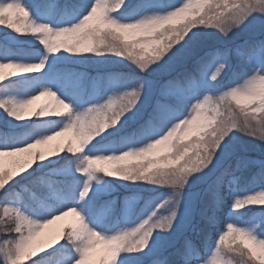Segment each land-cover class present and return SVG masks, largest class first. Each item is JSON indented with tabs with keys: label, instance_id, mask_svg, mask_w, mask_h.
<instances>
[{
	"label": "snow or ice",
	"instance_id": "1",
	"mask_svg": "<svg viewBox=\"0 0 264 264\" xmlns=\"http://www.w3.org/2000/svg\"><path fill=\"white\" fill-rule=\"evenodd\" d=\"M214 2L215 0H197L195 7L192 0H189L182 7L169 4L163 13L166 15L154 26L144 24L133 29H117L116 31L120 35L111 37L118 41L121 50L117 52L109 49V53L130 59L142 73L145 71L159 73L158 78L149 81L137 80L134 85L127 87L118 96L108 97L110 105L122 102L123 114L120 115L118 120V122H123L122 127H134L135 129L131 135L125 137L119 151L124 152V149L128 148H141L135 147L141 144L148 145L147 148H142L143 154L136 157L138 160L147 162L143 173L140 177L135 178L136 180L148 182L156 180L155 184L163 186L168 185L167 180L172 177L171 182L173 184L180 185L184 183L185 176L181 174L183 169L180 166L189 158L190 147L189 144L180 143V141L187 139V134L179 136V132L182 126H191L195 120L199 119L201 112L206 111L208 113L206 119L210 130L198 133L197 139L191 147L197 150L203 140H206L209 135H215L213 142L215 152L209 153L211 162L208 163V166L218 162V153L223 150L234 132H240L253 138L258 137L260 140L264 139V38L248 41L234 50L233 54L236 57L248 62L247 71L243 73L234 71L225 84H221L220 81L227 70L229 53L217 50L207 56L195 59L196 54L190 47V41L196 35L193 29L199 31L203 28H215L222 33H229L253 17L264 19V0H222V4H216V7L221 8V11L213 14L204 12L201 4ZM157 4L158 0H138L136 5L129 7L126 0H120L118 4L115 0H81V4L76 11L77 19L75 22L70 26L53 28L49 23L33 21L31 13L20 0H0V25L7 23L8 28L22 34L24 30L17 24V18L19 17L20 20L25 21L26 29L30 30L31 35L38 36L39 43L44 48V55L38 61L26 62L4 58L0 59V67L10 65L24 75L39 73L45 68L48 56L57 53L61 49L71 54L94 53L91 48L83 45L69 49L67 44L60 43V41L56 42L53 38L62 36L61 30L75 31L79 27L94 25H98L100 29L111 28L110 13H120L121 9L126 11L121 13L120 19H115L121 24H129L148 16V12L158 13L156 8L153 7ZM113 7H118L119 10L112 11ZM86 17L88 18L87 22L82 24L81 22ZM165 28L168 29L167 32H164ZM157 33H163V35H157ZM50 40L52 43H49ZM8 55L11 54L6 52L5 56ZM187 64H191V67H185L182 71H177L179 66ZM173 72H176V74L171 75ZM245 76L248 78L243 85L231 86ZM2 79L3 77H0V80ZM225 88L228 90L221 91ZM38 93L47 96L55 94L56 103L62 106L68 116L66 131L72 130L74 121L81 120L87 115L86 112L73 114L71 104L59 98L57 93L48 87H42ZM206 93H212L213 95H207ZM216 93L220 94L216 96ZM35 94L29 97L34 99ZM201 96L203 99L200 98ZM229 100L235 101L240 106L239 115L235 114L230 106L225 107L226 102ZM61 101L63 103H60ZM193 101L195 103H192ZM30 102L29 99H17L9 96L0 98V108H4L8 117L21 121L24 109ZM9 104H11L10 107ZM65 105L70 106V110ZM99 105H92L87 109ZM188 106H191L192 111L196 112V116H193L191 120L184 118V112ZM249 108L251 109L250 112L248 111ZM257 112L261 113L259 117L255 115ZM37 113L34 114L36 117H48V115H38ZM5 123L9 130L0 131V149L4 150L0 151V194L7 196L10 195L11 184H8V181L12 179V173L4 170L3 158L6 155L11 156L18 152H28V149H30L28 145L32 144L34 140L57 131V128L47 129L46 132L30 128L24 134L17 135L12 131L17 125L11 124V120ZM106 130L87 145H91V147L87 150L85 147L83 152L75 155L80 157L92 156L88 152L92 151L94 142L96 139L102 138ZM67 153L73 155L70 151H67ZM28 155L32 157L31 152H28ZM39 159L43 161L44 157L41 156ZM181 161L183 162L181 163ZM204 162L207 163V160ZM31 163V159L25 160L23 163L17 162L16 167L23 170L25 164L31 165ZM42 163H37L31 170L38 169ZM86 165L87 162H85L83 168L77 166V172L83 173L87 177L78 193L77 186L69 185L61 193L55 187V183H51L48 188L49 196H58L60 202L53 206L42 204L43 210L40 212L42 216L40 222H51L49 217H57V213L66 215L65 209L76 216L79 214L83 218L85 228L82 234L73 238L68 231L63 237L67 244H70L71 241V244L74 245V256L69 264H85L89 252L97 243L105 245L106 259H103L101 264H169L168 257L163 255L164 249L169 246V242L161 239L153 230L158 229L160 233L166 234L169 230L162 231L161 228L167 227L168 223L171 224L170 229L173 228V222L177 219V209L181 204V200L179 199L175 210L171 209L169 211L171 212V219H168L167 215L159 216L155 222L150 223L153 217L158 216L157 211L153 210L149 213L148 218L141 220L135 228L107 235L103 231L97 230L94 221L91 223L86 222L85 217L78 210L80 205L77 203V195L79 200H84L91 187L89 184L90 170ZM178 169L179 171H175ZM104 171L108 172V169L105 168ZM147 173H151V175H145ZM112 175L114 174L109 172V177ZM225 175H227V170L217 176L214 184L210 186L214 202L219 199ZM37 178L39 179V177ZM260 194H264V192ZM248 198L254 199L255 197L247 196L245 199ZM239 200L241 199L236 198L233 205L238 204ZM167 204L168 200H165L162 204L156 205V208L164 207ZM4 205V216L12 219L11 213H15V228L12 231L18 235L12 239L0 241V257L3 258V264H23L28 257L35 256L37 250L33 247L34 237L29 239L25 235L22 225L30 223L32 220H38L30 219L31 216L26 209L10 208L7 206V202ZM239 209L241 208L233 207V210L238 211ZM0 219H3V217H0ZM88 219L91 220V216ZM208 219L210 222H214L212 217ZM261 222L264 223V220ZM229 225L232 227L230 228ZM226 227L227 232L220 234L216 240L215 251L210 260L200 261L198 250L190 241L185 240L177 250L182 264H197L198 261L199 264H233L232 259L223 258L226 254L221 247L226 241L224 237L233 229L243 230L256 243L264 242V239H258V235L255 234V221L248 227H236L234 222L227 223ZM90 233L96 234L97 242L93 243L89 238ZM113 239L121 241L118 256L107 244ZM248 245L245 244V247H248ZM137 250L139 251L138 255H121V253H132ZM230 251L238 254L239 258L236 259L235 264H255V261L258 260L251 247L247 251L238 247L231 248ZM31 264H40V261L32 260Z\"/></svg>",
	"mask_w": 264,
	"mask_h": 264
},
{
	"label": "rangeland",
	"instance_id": "2",
	"mask_svg": "<svg viewBox=\"0 0 264 264\" xmlns=\"http://www.w3.org/2000/svg\"><path fill=\"white\" fill-rule=\"evenodd\" d=\"M36 1L38 2L37 12L34 13L32 11L33 7H36ZM63 0H20V2L29 10L31 13V19L37 23L45 22L49 23L53 28L70 26L75 22L76 19H68L65 15H58L59 9L61 7V3ZM67 1V0H66ZM130 2L132 0H126ZM161 0H158L160 3ZM189 0H171L166 6L159 7L158 4L153 6L156 8L158 13L163 14L165 9L169 4H173L176 7H182L184 4L188 3ZM193 6L195 7L197 4V0H192ZM138 3L136 0L135 4ZM222 4V0H215L214 3H202L201 7L204 9V12H208L209 14H213L214 12L221 11V8L216 7V4ZM133 5V6H134ZM122 10V9H121ZM124 13V12H123ZM151 14V12H148ZM204 14L203 12L201 13ZM111 17L116 19L121 18L120 15L110 14ZM20 25H23L22 29L24 30L22 34H18L14 29H10L7 26V23L0 25V59L10 58L17 59L26 62L38 61L44 55V48L37 55L33 57H22L30 54L32 52V48L35 44L39 43L38 36H32L30 30L26 29L25 21L21 20ZM18 25V26H20ZM203 28V26H201ZM193 32L196 33L190 41V47L193 49L195 55V59H198L203 56H207L210 52L215 51V49L223 48L221 51H226L229 53V57H235L236 63L231 67L227 66V70L223 74L224 77H231L234 71L238 72H246L247 64L245 60L236 57L233 52L236 48L244 45L246 42L254 40L256 38H264V19L260 17H253L248 20L245 24L238 28H234L229 32V36L224 38L223 35L218 29L215 28H203L197 31L193 29ZM56 42L60 40L67 39L68 43L72 42L71 38H66L64 36H60L58 38H53ZM8 44H13L17 47V50L23 52L21 56L18 55H8L5 56V53L9 51V48L6 47ZM76 54L68 53L66 50H59L55 54H50L45 64V68L40 72L44 77L48 78L47 82L38 88L32 90L27 94H18L10 91V89L3 88V93L0 95V98L4 97H16L25 98V99H33L29 96L35 94V98L33 102L28 104L25 109H28V116L21 122L14 123V119L12 117H8L4 111V108H0V123L6 126V121L11 120V124L17 125V127H21L33 120H49L57 118L56 120H60V117H56V115H48V117H36L34 114L39 111V109L48 105L49 109L55 108L56 112L64 113V109L61 105L57 104L56 101L47 95H40L38 91L42 87H48L51 90L55 91L59 98L64 99L65 102H69L73 109V114L83 112L88 107L92 105H99L105 102L109 96H116V92L118 95L123 93L127 87L134 85L137 80H145L149 81L153 78H158V72H141L139 68L129 59V62L126 61V58L115 55L109 52H103L102 54H93L90 57L91 65L93 67L92 70L77 68L71 71L65 70L67 66H59L54 68L52 71H48L49 67L54 66L57 62H55L56 58H59L60 61L66 63L74 59L77 64H89L86 62L84 57L75 58ZM60 61L58 63H60ZM187 65H181L178 67L177 71H182ZM74 66V65H69ZM124 68H127L124 70ZM39 71V70H37ZM176 72L171 73L175 74ZM109 74H113L114 78L109 77ZM230 74V75H229ZM22 75V76H21ZM29 74H22L18 69L5 65L4 67H0V77L3 79L6 78H18L25 77ZM127 78L123 82V80ZM222 78V79H223ZM228 78V79H229ZM248 77H243L233 83L232 87H237L243 85L244 81ZM2 79V80H3ZM0 80V82L2 81ZM64 82L65 84H62ZM222 81H220L221 83ZM66 87L76 89L79 92V103H81L84 94L88 95L85 103L81 107H77L74 101L69 97L68 91ZM119 89V91L117 90ZM228 89H222L221 91H227ZM101 94L100 97L98 95ZM207 95H212L211 93H206ZM220 93H218L219 95ZM117 95V96H118ZM217 95V96H218ZM203 99V97H200ZM192 103H195L193 101ZM235 105V106H234ZM9 107L11 104L8 105ZM230 106L231 109L234 110L236 107L239 112L240 106L236 104L235 101L229 100L226 102L225 107ZM208 107L207 105L205 106ZM250 112L251 109L249 108ZM239 115V113H237ZM257 117L261 115L260 112L255 113ZM193 116H196V112H193L191 106H188L186 111L184 112V118L189 120L192 119ZM208 113L201 112L200 118L195 120L191 126H182V129L179 132V136H184L187 134V139L180 141V143L189 144L190 151L189 156L195 151V148L191 147L192 144L197 139L198 133L209 131V127L207 124ZM68 122V116L61 121L60 125L57 127V131L62 127L64 123ZM178 122V121H177ZM122 121L118 122L117 125L110 127L106 130L104 135H110V145L115 147H109L112 149L107 150H97V147H94L92 151L88 152L89 155H108L115 154L118 155L120 153L119 149L121 144L125 139L126 133L124 132L128 127H122ZM7 127V126H6ZM16 127V128H17ZM0 131H2L0 129ZM73 139L72 130H67L62 132L60 135L53 137L51 140L47 141L41 145H34L32 148L28 149V152L32 153V157H29L28 152H18L14 153L11 156L6 155L3 160V168L5 171H10L12 173V179L8 181V184H11L10 188H12L13 184L16 182L18 177L22 175H27L29 173L39 171L42 175V183L44 186V198L42 196L34 195V193L27 189L25 186H22L19 189L12 188L10 195L5 196L0 194V211L1 217L9 218L8 216H4L3 207L4 203H8V207H19L22 210H28V214L31 216L30 219H36L38 221L42 220V216L40 212L42 209V204L52 206L54 204H58L60 202L58 196H49L48 188L51 183H55V187H57L62 193L64 188L69 185L77 186V193L82 188L83 181L87 178L83 173L77 172L78 158L79 155L73 156L68 153V159H65L64 162L58 163L59 157L67 153L66 147L68 142ZM144 145H137L135 147H142ZM258 147L264 150V142H262L258 137L253 138L244 135L240 132H234L227 141V144L224 146L223 150L218 153V162L216 164H210L208 167L204 168L202 172H197L188 178V182L185 185L182 195H181V204L177 209L178 216L177 219L174 220L173 228L169 229V232L164 234L160 233V230L154 229V233L158 234L161 239H165L169 242V246L164 249L163 255L167 256L169 259V253L171 249H174L179 240L183 237L184 233L190 227L199 195L202 189L209 183V181L215 176H219L224 171H219L222 167L230 166L233 164L231 160V156L237 154L238 152H242L243 154L249 152V147ZM26 147V146H25ZM91 145L86 146V150ZM126 150V149H124ZM0 151H4L0 149ZM10 151V150H9ZM42 153L44 159L41 161L36 157V153ZM151 158V157H149ZM31 159V165L25 164L23 170L16 167L17 162L23 163L25 160ZM248 161H253L251 158H247ZM43 162V163H42ZM136 158H126L122 163L132 164L137 163ZM140 163H144V160H139ZM183 161H181L182 163ZM37 163H42L41 166L36 170H31L32 167H35ZM61 167V168H60ZM104 167H109L108 165H104ZM24 177V176H23ZM224 183L229 185L230 181H235V175L233 173V169H229L227 171V175H225ZM90 184V192L85 197L84 200H79L77 195V203L80 205L78 208L81 211V214L85 217L86 222L91 223L95 222L97 225V230L103 231L107 235L115 234L121 230H131L135 228L143 219H147L149 213L153 210H156L158 213L157 217H153L150 223L155 222L159 216L168 215L171 210V201L169 200L171 194V186L169 185H157L153 182H148L145 180H136L129 181L123 179H117L114 177H110V181L103 180L100 183H96L95 179L89 181ZM120 186L121 190H126L122 196L124 199H121V202L114 200L113 196H109L107 194H111L113 191H119L117 187ZM7 187V185H6ZM152 188V189H151ZM160 189V190H156ZM264 192V184H260L250 189L248 192L244 194H239L233 187L230 188V196H231V205L227 212L225 221L223 225L216 230V236L213 240L212 246L208 254L204 257L203 260H210L213 252L215 251L216 240L220 234L227 232V223L234 222L236 227H248L253 221H255L256 228L255 234L258 235V239H264V223L261 221L264 220V205L259 203H250L245 204L243 208L238 211L233 210V202L236 198L245 199L247 196L257 197L260 193ZM23 193V194H22ZM107 195V196H105ZM102 198V208L98 211L96 208H93L95 200ZM144 199L143 205L144 207L148 205V203H152L149 207L148 211L136 221L134 225H128L130 220L129 216L133 215L134 207L132 208V204L135 205L137 199ZM168 200V204L161 208H156V205L162 204L163 201ZM90 201V202H86ZM121 205V206H120ZM120 206V207H119ZM119 207V208H118ZM118 208V210H117ZM66 215H61L57 213V219H53L49 217L51 222H56L57 234L53 236L51 231L47 234V236L41 237L38 236L36 240L33 242V247L37 250V255H43L45 253L51 252L53 250H58V254L52 259V261L47 262V264H69L70 260L74 256V245L67 244L64 241L63 237L70 230V227L74 225L78 217L65 209ZM27 214V213H26ZM115 215H119L120 222L115 223L111 226V230H105L108 225L104 224V220L107 218H112ZM89 216H91V220H89ZM11 217L14 223L15 213H11ZM136 217H133V219ZM43 221H41L42 223ZM15 227V224H14ZM109 229V228H106ZM40 231V230H39ZM15 233V232H14ZM18 234L15 233V236L5 235L0 237V241L4 239H12L16 237ZM25 235L27 232L25 231ZM59 243V244H58ZM57 244V245H56ZM63 245V247H62ZM52 247V248H51ZM224 253L226 254L224 259H232L233 264H235L236 259H238V254L230 251L231 248H241L245 251L251 247H245V243L240 242L239 240H230L226 239L223 245H221ZM63 249L66 251L64 252ZM105 245L102 243H97L94 248L89 252L88 258L85 261V264H101L103 259H106V253L104 251ZM138 255L139 251H134L132 253H121V255ZM258 255V249L256 252ZM34 256L28 257L25 261L33 258ZM3 260V258L1 257ZM25 261L23 264H26ZM3 262V261H2ZM259 263V261H255ZM199 264V261L197 262Z\"/></svg>",
	"mask_w": 264,
	"mask_h": 264
},
{
	"label": "clouds",
	"instance_id": "3",
	"mask_svg": "<svg viewBox=\"0 0 264 264\" xmlns=\"http://www.w3.org/2000/svg\"><path fill=\"white\" fill-rule=\"evenodd\" d=\"M118 4L120 0H115ZM118 7H113L112 11H118ZM91 15V14H90ZM166 14L160 13H151L146 17H142L137 21H133L129 24H121L114 17H110L112 20V27L107 29H100L98 25L88 26V27H79L78 30H61L62 36L66 38H71L72 42L68 43L67 39L60 40V43H64L68 45L69 49H74L78 46L83 45L84 47L91 48L95 54H102L103 52H108L109 49H113L114 51L119 52L121 50L120 44L116 39L111 37H118L120 34L116 31L117 29H133L140 27L144 24L148 26H154L155 23L160 22L161 18ZM87 17L82 24L87 22ZM20 18H17V24L20 25ZM22 28L23 25H20ZM77 27V26H74ZM168 29L165 28L164 32H167ZM229 33H223V36H227ZM157 35H163V33H157ZM49 43H52L50 40ZM52 97L56 101L55 94H51ZM60 103H63L61 101ZM122 103V102H121ZM121 103L109 104L108 99L96 106L92 109H86L83 112H86L87 115L84 116L81 120H76L73 123V139L70 140L67 144L66 150L73 153L75 156L76 153H81L84 151V148L101 132L105 131L109 127L115 126L118 122L120 115L123 114V108L121 107ZM65 107L70 106L65 105ZM43 115H64L62 113L56 112L55 108L49 109L48 105L42 106L38 113ZM68 126V122L64 123L62 127L59 128V131H53L49 134H46L42 137L37 138L32 142V144L28 145V148H32L34 145H41L51 140L53 137L60 135L62 132L66 131ZM215 140V135H209L206 140H203L200 144V147L195 150L188 159H186L182 165L180 166L183 169V174L185 176L184 183L180 185L173 184L172 177H169L167 183L171 186V194L169 200L171 201V209L175 210L178 205L179 199L181 198L183 189L188 182V178L197 172H202L204 168L208 166V163L211 162L209 158V153L215 152V147L213 146V142ZM264 142V139L261 140ZM148 145H144L141 148H128L124 152H120L118 155L108 154V155H92V156H83L78 158V165L80 168L85 167V162H87V168L90 170V180L95 179L96 183H100L104 176L109 177V172L113 173L111 177L129 181H136L135 178H138L143 173V169L146 166L147 162L140 163L137 159V163L127 164L122 163L126 158H136L139 155H142V148H147ZM37 158H40L42 153L37 152ZM207 160V163L204 161ZM104 165H108L109 167H104ZM107 168L108 172H105L104 169ZM175 171H179L175 170ZM97 173H102V175L97 176ZM145 175H151V173H147ZM153 183L156 180L151 181ZM250 203H259L264 205V194H260L254 199H241L238 201V204L233 205V207L243 208L245 204ZM62 215V214H61ZM78 220L77 222L70 227V234L75 238L76 236L83 233L85 225L83 222V218L77 214ZM168 219H171V212L167 215ZM58 217H53V219H57ZM159 222V221H158ZM50 223L49 221H40L32 220L30 223H25L22 225L23 231L27 232V236L29 239L35 237L38 234V231L44 227L45 224ZM15 224V222H14ZM171 227V224L168 223L167 227L161 228L162 231H168ZM231 228L232 226L229 225ZM15 228V227H14ZM10 231L13 228L9 229ZM89 238L93 241H96V234L90 233ZM224 239H230L232 241L239 240L242 243L251 245V249L256 253L258 249L257 258L260 261V264H264V242L256 243L251 240L247 234L241 229H233L231 232L227 233ZM71 244V241H70ZM108 247L114 252L116 256H118V249L121 247V241L119 239H113L110 242H107Z\"/></svg>",
	"mask_w": 264,
	"mask_h": 264
},
{
	"label": "trees",
	"instance_id": "4",
	"mask_svg": "<svg viewBox=\"0 0 264 264\" xmlns=\"http://www.w3.org/2000/svg\"><path fill=\"white\" fill-rule=\"evenodd\" d=\"M81 4V0H63L61 3V7L59 9V12L57 13L58 15H67L66 17L68 19H77L76 17V11L78 7ZM128 5L130 6L131 4L128 2ZM38 2L36 1V7H33V11L36 13L38 10ZM37 10V11H36ZM121 14V13H119ZM223 38L224 36L221 35ZM229 34L226 36L228 37ZM258 39V38H256ZM9 48L8 53L14 54L21 56L23 52L20 50H17V47L15 45H8L6 46ZM33 50L30 54H27L26 56L22 57H33L35 56L39 51L43 50V45L40 43L35 44L33 47H31ZM95 53H89V54H76L75 58L78 57H84L87 63L89 64H77L74 62L75 60L73 59L72 62L68 61L67 63H63L60 61L59 58L55 59V62H57L54 66H50L49 71H52L54 68L59 67V66H67L64 68L65 70H72L74 68H83V69H88L92 70L93 67L91 65L90 57ZM60 61V63H58ZM126 61L129 62V59L126 58ZM236 63L235 57H229V63L228 66L231 67ZM69 65H74V66H69ZM188 67H191V64L188 65ZM127 68H124V70ZM176 74V73H175ZM172 74V75H175ZM230 75V74H229ZM109 77L112 79L114 78L113 74H109ZM229 77H224L221 79V84H225L229 81ZM48 78L44 77L40 72L39 73H31L25 77H19V78H6L3 79L0 82V94L3 93V88H8L10 91H18L21 94H25L32 89L38 88V86L44 82H46ZM127 80L125 78L123 82ZM62 84H65L62 82ZM68 91L69 97L74 101V103L78 106L81 107L86 99L88 98V95L84 94L81 103H79V92L76 89L66 87ZM119 91V89L117 88ZM212 94V93H211ZM118 95V92H116V96ZM213 95V94H212ZM216 96L218 93L215 94ZM101 94L98 95L100 97ZM235 106V105H234ZM235 114L239 113L238 109L235 107L234 108ZM63 117V116H62ZM61 117V118H62ZM60 121L54 119H49V120H34L31 121L30 123L26 124L25 126L21 128H16L13 129L14 134L17 135H22L24 134L28 129L30 128H35L40 131H47V129H50L53 126H56ZM3 131H8L9 129L4 127V125L1 127ZM135 129H132L131 127H128L124 132L126 133V137L131 135L134 132ZM94 147H97L99 150L106 149L109 147H115L110 145V135H102V138L96 139L94 142ZM245 159L248 157L251 158L253 161H247L245 164V168L242 172L237 173L236 171V179L237 177H240L237 179L236 182H230L229 186L224 183L223 181V186L221 188V191L219 193V199L217 202H214L213 196L210 191V186L214 184L216 178L215 176L207 183V185L202 189L197 205H196V210L195 214L192 220V223L190 227L187 229V231L184 233L183 237L179 240V242L176 244L174 249L170 250L169 253V264L172 260L176 261L177 264H182V261L180 260L177 250L183 245L184 241H190L195 248L198 250L199 253V260H203L204 257L208 254L214 237L216 236V230L218 227L222 226L224 222V218L227 214L228 209L230 208V188L232 186L235 187L236 190L239 189L241 192L240 194L246 193L252 185L254 184H264V150L261 148V146L258 147H249V152L243 154ZM65 159H68V155H62L59 158L60 163L64 162ZM97 176L102 175V173H97ZM24 176V177H23ZM39 177V179L37 178ZM20 180V186L23 184L28 185L30 188L34 189V192L37 196H42V198L45 200L44 196V187L42 185V176H40L39 171H35L32 173L25 175H22L18 177ZM103 180L110 181V177L104 176ZM102 180V181H103ZM101 181V182H102ZM20 186L14 184L12 188H18L20 190ZM10 189V193L13 189ZM119 191H113L111 194H107L109 196H113L115 201L120 200L122 197V194L128 190H121L120 186L117 187ZM152 189V188H151ZM160 190V189H156ZM105 195V196H107ZM9 196V195H8ZM144 199L139 198L138 199V204L135 205V209L133 212V217L136 218H130L129 223L130 225L134 224L136 220L139 218L140 215H142L144 211V205H143ZM152 202V201H151ZM151 202L148 203L147 207L151 205ZM53 206V205H52ZM102 198L95 200V203L93 205V208H96L98 211L99 209L102 208ZM0 217H1V211H0ZM209 217L213 218L214 222L209 221ZM120 222V217L119 215H115L112 218H107L104 220V224L108 225L106 228H111L112 225L115 223ZM13 228L14 229V223L12 219L9 218H3L0 219V237L5 236V235H10V236H15L14 231H10L9 229ZM66 252V251H64ZM54 254V255H53ZM58 254V251H51L48 253H45L43 255H37L34 256L33 258L25 261L26 264H31L32 260H39L40 264H47V262L52 261V259ZM3 260L0 257V264H3ZM255 264H259L255 262Z\"/></svg>",
	"mask_w": 264,
	"mask_h": 264
},
{
	"label": "bare ground",
	"instance_id": "5",
	"mask_svg": "<svg viewBox=\"0 0 264 264\" xmlns=\"http://www.w3.org/2000/svg\"><path fill=\"white\" fill-rule=\"evenodd\" d=\"M169 1L170 0H161L160 1V3H158V6L159 7H163V6H166L168 3H169ZM114 13V15H120L119 13H116V12H113ZM121 13V12H120ZM29 100H31V102H30V104L33 102V99H29ZM28 116V109H24V112H23V114H22V120L21 121H23L26 117ZM21 121H16L15 119H14V123H16V122H21ZM231 160H232V162H233V165L235 166V168L237 169V173H239V172H242L243 170H244V168H245V164H246V162L248 161V159H245V157H244V155H243V153L242 152H238L237 154H234L233 156H231ZM239 178H241V176L240 177H237V179H239ZM237 179L235 180V182L237 181ZM255 186H258V184H254V185H252L251 186V188L250 189H252V188H254ZM249 189V190H250ZM236 190V189H235ZM248 190V191H249ZM239 194L241 193L240 191H239V189L238 190H236ZM247 191V192H248ZM230 205H231V196H230ZM49 231H51V233H52V235L53 236H56V234H57V227H56V222H50V223H48V224H45L44 225V227L42 228V229H40V231H38V234L34 237V240H33V242L36 240V238L38 237V236H41V237H46L47 236V234L49 233Z\"/></svg>",
	"mask_w": 264,
	"mask_h": 264
}]
</instances>
